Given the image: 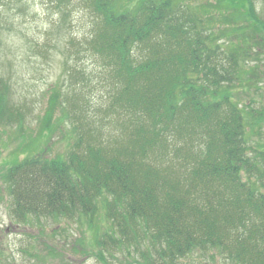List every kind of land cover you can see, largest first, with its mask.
<instances>
[{"label": "trees", "instance_id": "trees-1", "mask_svg": "<svg viewBox=\"0 0 264 264\" xmlns=\"http://www.w3.org/2000/svg\"><path fill=\"white\" fill-rule=\"evenodd\" d=\"M49 1L62 19L75 3ZM80 1L90 25L72 44L100 59L113 88L105 110L120 128L101 138V120L87 115L85 127L68 111L73 132L83 128L69 150L36 152L4 170L13 218L62 217L92 229L101 214L103 229L91 231L103 264H192L194 254L216 252L227 264H264V139L249 135L264 131V111L237 95L262 89V7ZM12 88L0 74V124L23 126Z\"/></svg>", "mask_w": 264, "mask_h": 264}, {"label": "rangeland", "instance_id": "rangeland-1", "mask_svg": "<svg viewBox=\"0 0 264 264\" xmlns=\"http://www.w3.org/2000/svg\"><path fill=\"white\" fill-rule=\"evenodd\" d=\"M72 1L74 7L72 3L68 5L63 19L49 0L2 1L0 74L10 80L12 99L24 109L25 121L23 126L0 124V264H103L91 231L104 225L101 214L95 217L92 229L84 223L83 227H76L62 217L19 221L10 213L2 182L4 170L25 156L40 151L55 156L69 150L76 133L83 130L79 127L73 132L69 118L73 115H78L83 123L87 115L101 120V138L108 132L115 137L120 128L116 125L118 117L105 110L113 88L100 59L89 56L77 43L72 44L80 42L90 25L83 3ZM255 2L264 13V0ZM262 59L264 62V56ZM261 85L260 90L251 87L247 92H237L240 101L264 111V81ZM55 93L57 99L51 105L49 99ZM93 125L98 127V123ZM261 126L264 129V120ZM249 135L264 139V131L260 136L252 132ZM112 262L121 264L118 259ZM192 264L227 263L216 252L212 256L194 254Z\"/></svg>", "mask_w": 264, "mask_h": 264}]
</instances>
